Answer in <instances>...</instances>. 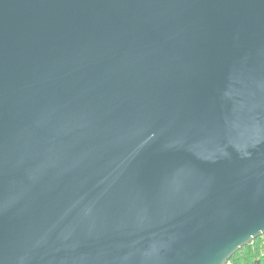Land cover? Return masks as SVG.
I'll return each instance as SVG.
<instances>
[{"label": "water", "instance_id": "95a60500", "mask_svg": "<svg viewBox=\"0 0 264 264\" xmlns=\"http://www.w3.org/2000/svg\"><path fill=\"white\" fill-rule=\"evenodd\" d=\"M262 234L264 0H0V264Z\"/></svg>", "mask_w": 264, "mask_h": 264}, {"label": "trees", "instance_id": "16d2710c", "mask_svg": "<svg viewBox=\"0 0 264 264\" xmlns=\"http://www.w3.org/2000/svg\"><path fill=\"white\" fill-rule=\"evenodd\" d=\"M237 252L239 253L236 256L237 264H247L248 261L255 260L258 255L264 253V234L255 237ZM257 264H259V261H257Z\"/></svg>", "mask_w": 264, "mask_h": 264}, {"label": "clouds", "instance_id": "9594fccd", "mask_svg": "<svg viewBox=\"0 0 264 264\" xmlns=\"http://www.w3.org/2000/svg\"><path fill=\"white\" fill-rule=\"evenodd\" d=\"M247 243V237L237 239L235 242V246L232 247L231 253L227 257L222 258L221 264H237L236 256L239 255V253L237 252V246L244 245ZM257 261H259V264H264V253L258 255L255 260L248 261L247 264H257Z\"/></svg>", "mask_w": 264, "mask_h": 264}, {"label": "snow or ice", "instance_id": "6c2138e0", "mask_svg": "<svg viewBox=\"0 0 264 264\" xmlns=\"http://www.w3.org/2000/svg\"><path fill=\"white\" fill-rule=\"evenodd\" d=\"M232 249H227L223 257H227L231 253Z\"/></svg>", "mask_w": 264, "mask_h": 264}]
</instances>
